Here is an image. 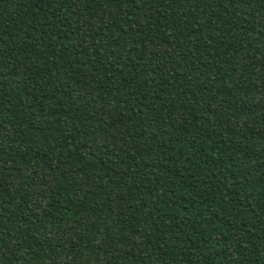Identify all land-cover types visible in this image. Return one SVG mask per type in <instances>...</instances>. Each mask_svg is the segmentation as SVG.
Instances as JSON below:
<instances>
[{
    "label": "trees",
    "instance_id": "trees-1",
    "mask_svg": "<svg viewBox=\"0 0 264 264\" xmlns=\"http://www.w3.org/2000/svg\"><path fill=\"white\" fill-rule=\"evenodd\" d=\"M0 264H264V0H0Z\"/></svg>",
    "mask_w": 264,
    "mask_h": 264
}]
</instances>
